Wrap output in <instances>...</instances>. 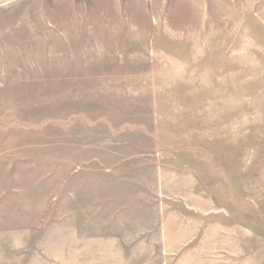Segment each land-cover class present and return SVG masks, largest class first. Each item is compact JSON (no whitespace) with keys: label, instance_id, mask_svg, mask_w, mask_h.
<instances>
[{"label":"rangeland","instance_id":"rangeland-1","mask_svg":"<svg viewBox=\"0 0 264 264\" xmlns=\"http://www.w3.org/2000/svg\"><path fill=\"white\" fill-rule=\"evenodd\" d=\"M0 264H264V0L0 6Z\"/></svg>","mask_w":264,"mask_h":264},{"label":"crops","instance_id":"crops-1","mask_svg":"<svg viewBox=\"0 0 264 264\" xmlns=\"http://www.w3.org/2000/svg\"><path fill=\"white\" fill-rule=\"evenodd\" d=\"M17 0H0V6L15 3Z\"/></svg>","mask_w":264,"mask_h":264}]
</instances>
